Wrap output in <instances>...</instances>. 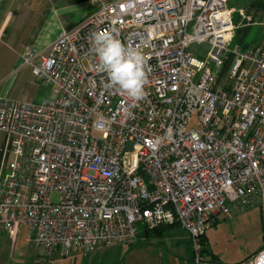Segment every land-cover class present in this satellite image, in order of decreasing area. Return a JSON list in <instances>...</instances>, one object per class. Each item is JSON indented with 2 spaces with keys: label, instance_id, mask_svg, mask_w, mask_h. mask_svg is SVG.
Returning <instances> with one entry per match:
<instances>
[{
  "label": "built area",
  "instance_id": "built-area-1",
  "mask_svg": "<svg viewBox=\"0 0 264 264\" xmlns=\"http://www.w3.org/2000/svg\"><path fill=\"white\" fill-rule=\"evenodd\" d=\"M87 3L88 17L23 56L52 99L0 97V226L11 241L27 227L43 261L176 224L196 246L218 216L253 207L264 230V52L233 45L228 0ZM113 28L149 57L139 102L103 87L91 37ZM194 44L208 45L203 60ZM248 264H264V237Z\"/></svg>",
  "mask_w": 264,
  "mask_h": 264
},
{
  "label": "rangeland",
  "instance_id": "rangeland-1",
  "mask_svg": "<svg viewBox=\"0 0 264 264\" xmlns=\"http://www.w3.org/2000/svg\"><path fill=\"white\" fill-rule=\"evenodd\" d=\"M240 11H231L233 41L242 35L241 47L264 52V17L257 16L255 10L248 6ZM208 49L207 44L189 47L193 56L200 60L205 58ZM226 70L223 71L221 85L227 84L224 81ZM18 96L21 99L31 98L37 104L52 99L50 88L44 87L40 80L31 75L13 85L11 97L16 99ZM196 126V119L193 118L189 127ZM3 173L4 170L0 168V175ZM57 199L56 195L52 197L53 201ZM163 233V236L138 237L131 246H101L89 256L74 254L41 261L36 249L30 244L24 247L20 257L17 256L18 237L12 242L5 230H0V264H193L195 256L201 261L248 264L263 246L264 237L261 212L256 207L225 218L218 216L196 246L180 227H166Z\"/></svg>",
  "mask_w": 264,
  "mask_h": 264
},
{
  "label": "crops",
  "instance_id": "crops-1",
  "mask_svg": "<svg viewBox=\"0 0 264 264\" xmlns=\"http://www.w3.org/2000/svg\"><path fill=\"white\" fill-rule=\"evenodd\" d=\"M247 6L257 16L264 17V0H228L227 3L233 12ZM92 11L87 0H0V97L12 102L35 103L31 98L11 97L15 82L33 76L30 67L23 63L27 47L43 52L63 29L78 24ZM0 230L4 229L0 226ZM17 237L16 255L20 257L29 245L28 228L21 227Z\"/></svg>",
  "mask_w": 264,
  "mask_h": 264
},
{
  "label": "clouds",
  "instance_id": "clouds-1",
  "mask_svg": "<svg viewBox=\"0 0 264 264\" xmlns=\"http://www.w3.org/2000/svg\"><path fill=\"white\" fill-rule=\"evenodd\" d=\"M91 39L98 70L107 75L104 89H115L132 102L144 99L151 71L148 55L141 48L122 42L115 28L94 32Z\"/></svg>",
  "mask_w": 264,
  "mask_h": 264
},
{
  "label": "trees",
  "instance_id": "trees-1",
  "mask_svg": "<svg viewBox=\"0 0 264 264\" xmlns=\"http://www.w3.org/2000/svg\"><path fill=\"white\" fill-rule=\"evenodd\" d=\"M233 43V45H236L237 43V45L239 46V47H241L240 45L243 43V39H242V35H241V37L240 38H236L235 39V42L233 41L232 42ZM242 48V50H247V49H244L243 47H241ZM226 67V66H225ZM223 74V73H222ZM174 226H177V227H179L178 225H176V224H173V225H169V226H162V227H159V228H156V229H154V230H145V229H142L141 230V232H140V234H139V236L138 237H146V238H148V237H150L151 235H156V236H163L164 235V231L166 230V227H174ZM162 229H163V231H162ZM165 229V230H164ZM163 233V234H162ZM161 234V235H160Z\"/></svg>",
  "mask_w": 264,
  "mask_h": 264
}]
</instances>
